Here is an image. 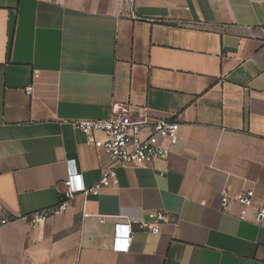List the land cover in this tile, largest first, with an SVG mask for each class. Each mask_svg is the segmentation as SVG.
<instances>
[{
    "label": "crops",
    "instance_id": "obj_1",
    "mask_svg": "<svg viewBox=\"0 0 264 264\" xmlns=\"http://www.w3.org/2000/svg\"><path fill=\"white\" fill-rule=\"evenodd\" d=\"M113 107L177 120L167 158L115 168L29 226L58 202L67 160L85 186L111 167L72 120ZM222 188L254 190L244 219L234 200L222 210ZM260 208L264 0H0V216L14 217L0 264H264ZM156 211L159 233L139 227ZM124 221L130 248L114 252Z\"/></svg>",
    "mask_w": 264,
    "mask_h": 264
},
{
    "label": "built area",
    "instance_id": "obj_2",
    "mask_svg": "<svg viewBox=\"0 0 264 264\" xmlns=\"http://www.w3.org/2000/svg\"><path fill=\"white\" fill-rule=\"evenodd\" d=\"M38 76L37 74L34 77ZM32 86L25 88L31 91ZM85 137V143L103 153L111 162L109 169L101 172L97 182L85 186L81 174L75 169L73 160H67V178L63 182L64 190L58 202L51 207L34 211L24 218L29 226L43 223L52 216L62 214L70 205L77 193L97 194V192L110 186L114 169L124 166H146L155 160L167 158L170 148L178 138L179 123L170 118H151L147 108L138 109L137 115H131L127 108H112L111 114L106 118L88 119L78 118L72 120ZM255 193L253 189H246L239 194L232 195L228 188L220 190L222 210H228L231 201L240 206L239 217H246L247 209L252 206ZM264 214L260 208L258 215ZM14 220L11 216H0V225ZM166 220L162 211L150 212L148 220H141L139 227L150 232L159 233L160 224ZM100 222L104 219L100 218ZM132 241L131 224L128 221L115 222L112 227L111 249L114 252H127Z\"/></svg>",
    "mask_w": 264,
    "mask_h": 264
}]
</instances>
